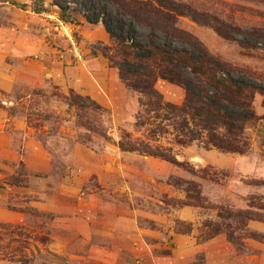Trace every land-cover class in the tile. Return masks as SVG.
Here are the masks:
<instances>
[{
	"label": "rangeland",
	"instance_id": "1",
	"mask_svg": "<svg viewBox=\"0 0 264 264\" xmlns=\"http://www.w3.org/2000/svg\"><path fill=\"white\" fill-rule=\"evenodd\" d=\"M171 1L241 31H264V0ZM102 21L114 29L120 23L124 39L184 48L148 38L95 0H0V223L22 226L27 264H264V221L246 222L250 238L241 245L223 234L202 240L217 206L264 219L260 123L250 125L242 155L196 143L180 147L165 134L158 143L171 147L185 170L120 151L116 143L124 134L143 139V129L133 128L140 105L102 55H115ZM176 26L228 64L235 73L230 77L264 88L263 43L242 48L185 17ZM153 87L164 102L184 100L174 84L157 79ZM69 93L89 98L99 110L68 107ZM261 99L255 93L251 100L256 117L264 113ZM172 178L196 185L202 207L184 206ZM13 180L19 185H10ZM0 264L22 263L0 258Z\"/></svg>",
	"mask_w": 264,
	"mask_h": 264
},
{
	"label": "trees",
	"instance_id": "2",
	"mask_svg": "<svg viewBox=\"0 0 264 264\" xmlns=\"http://www.w3.org/2000/svg\"><path fill=\"white\" fill-rule=\"evenodd\" d=\"M95 1L103 6L109 4L115 15L125 19L129 27L134 24L146 30L148 38L160 36L184 45V48L173 50L160 48L151 41L137 43L121 36L120 23L114 29L102 21L115 53L114 56L102 55L116 70L119 81L137 94L140 111L134 118L133 128L136 131L143 129L144 134L143 139H131L124 134L116 143L117 148L157 158L183 170V163L175 159L171 147L158 143L165 134L171 137L172 144L180 147L196 143L204 150L244 154L249 146L247 131L250 125L259 122L264 130V113L256 117L250 107L253 95L257 93L262 98L264 109V88L230 77L235 74L233 69L208 55L189 34L177 28L176 22L179 17L188 18L200 26L209 27L223 40L236 42L246 49H256L257 45H261L259 43L264 44V31H241L215 16L194 11L188 5L171 0ZM39 9H34V12L38 13ZM59 11L63 18L65 8L59 7ZM237 35L239 40L235 38ZM184 71L189 76H185ZM157 79L183 89L181 105L162 100L153 87ZM64 102L68 107L79 110H99V106L89 98L72 93L64 98ZM9 184L19 185L16 180L9 181ZM169 184L181 188L184 206L202 207L201 194L196 185L191 182L181 184L173 178ZM215 209V220L204 223L202 240L223 234L228 242L241 245L243 238H250V232L244 234L246 222L254 219L264 221L258 215L250 214L249 210L218 206ZM22 229V226L0 223V258L22 264L29 262L23 254L25 241L21 238L26 237ZM38 242L43 243L42 238H38ZM12 243H15L13 247Z\"/></svg>",
	"mask_w": 264,
	"mask_h": 264
}]
</instances>
